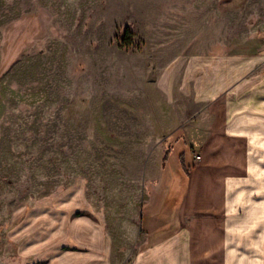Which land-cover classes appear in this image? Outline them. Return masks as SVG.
Masks as SVG:
<instances>
[{"label": "rangeland", "instance_id": "1", "mask_svg": "<svg viewBox=\"0 0 264 264\" xmlns=\"http://www.w3.org/2000/svg\"><path fill=\"white\" fill-rule=\"evenodd\" d=\"M263 46L264 0H0V264L58 250L65 208L99 219L113 264H130L170 229L191 155L180 140L164 178L158 70Z\"/></svg>", "mask_w": 264, "mask_h": 264}, {"label": "crops", "instance_id": "2", "mask_svg": "<svg viewBox=\"0 0 264 264\" xmlns=\"http://www.w3.org/2000/svg\"><path fill=\"white\" fill-rule=\"evenodd\" d=\"M154 88L161 131L175 135L168 160L180 140L191 155L179 151L188 168L178 160L186 184L170 229L147 239L130 264H264V49L176 55ZM66 209L56 218L58 250L10 264H113L104 224Z\"/></svg>", "mask_w": 264, "mask_h": 264}, {"label": "trees", "instance_id": "3", "mask_svg": "<svg viewBox=\"0 0 264 264\" xmlns=\"http://www.w3.org/2000/svg\"><path fill=\"white\" fill-rule=\"evenodd\" d=\"M121 46L122 47H128L131 44V32L128 28H124L122 36H121ZM171 151V146L169 145L163 153V156L161 158V164L162 166H164L167 161H168V157ZM178 160H179V169L185 174L187 173V165L184 162V153L180 152L178 154Z\"/></svg>", "mask_w": 264, "mask_h": 264}, {"label": "built area", "instance_id": "4", "mask_svg": "<svg viewBox=\"0 0 264 264\" xmlns=\"http://www.w3.org/2000/svg\"><path fill=\"white\" fill-rule=\"evenodd\" d=\"M263 49H264V46H263Z\"/></svg>", "mask_w": 264, "mask_h": 264}, {"label": "bare ground", "instance_id": "5", "mask_svg": "<svg viewBox=\"0 0 264 264\" xmlns=\"http://www.w3.org/2000/svg\"><path fill=\"white\" fill-rule=\"evenodd\" d=\"M264 91V90H263Z\"/></svg>", "mask_w": 264, "mask_h": 264}]
</instances>
